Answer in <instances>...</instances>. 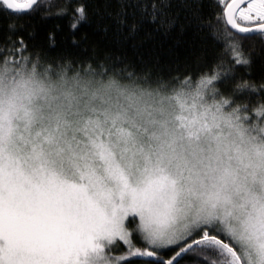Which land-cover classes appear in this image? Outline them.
<instances>
[{
    "label": "snow or ice",
    "instance_id": "obj_1",
    "mask_svg": "<svg viewBox=\"0 0 264 264\" xmlns=\"http://www.w3.org/2000/svg\"><path fill=\"white\" fill-rule=\"evenodd\" d=\"M37 2L0 5L21 13ZM216 3V67L250 66L242 44L264 42V0ZM230 75L213 69L194 89L167 91L0 61V264H178L187 254L264 264V120L246 126V106L216 99ZM118 241L127 256L112 253Z\"/></svg>",
    "mask_w": 264,
    "mask_h": 264
},
{
    "label": "trees",
    "instance_id": "obj_2",
    "mask_svg": "<svg viewBox=\"0 0 264 264\" xmlns=\"http://www.w3.org/2000/svg\"><path fill=\"white\" fill-rule=\"evenodd\" d=\"M153 5L156 20L151 19ZM77 7L85 8L84 20H79ZM219 13L216 0H39L21 13L0 5V61L14 59L29 70L35 66L40 74L47 71L54 79L62 72L68 77L95 74L97 79L114 77L122 84L167 91L185 81L186 91L194 89L213 69L231 70L229 79L215 84L221 93L216 99H228L233 108L246 106L248 111L242 113L249 118L246 126L257 124L264 120L256 115V110L264 109V42L255 36L243 41L250 66L233 67L225 59L217 68L222 51L217 37L223 31L216 19ZM245 82L255 91H236ZM176 251L178 246L161 255L170 259ZM178 264H201V260L187 254Z\"/></svg>",
    "mask_w": 264,
    "mask_h": 264
},
{
    "label": "rangeland",
    "instance_id": "obj_3",
    "mask_svg": "<svg viewBox=\"0 0 264 264\" xmlns=\"http://www.w3.org/2000/svg\"><path fill=\"white\" fill-rule=\"evenodd\" d=\"M18 2H24V0H18ZM255 134V133H254ZM139 224V218L137 217V218H135V222L134 223H129L127 220L125 221V227L127 228V230L129 231V232H135V229L137 228V225ZM141 240H140V238H139V233H135V235H134V237H133V243H134V245L136 246V247H140L141 248V250H143V248L144 247H146V245H144L143 243H142V246H141ZM118 243V247H114L113 249H112V253H114L116 256H120L121 254H123V255H125V256H127V253H128V251L125 253V246L126 245H124L122 242H117ZM127 247V246H126ZM172 247H174V246H170L169 248H172ZM128 248V247H127ZM168 248V249H169ZM167 250V249H166ZM119 252H121V253H119ZM194 255V254H193ZM207 255H209L210 256V258L211 259H215L216 257H214V256H212L211 255V253H209V254H207ZM133 258H143V259H148V260H150L151 258H149V257H128V259H129V261H131L132 262V264H137L138 262H134L133 261ZM165 259V258H164ZM165 260H167V259H165ZM139 264V263H138Z\"/></svg>",
    "mask_w": 264,
    "mask_h": 264
},
{
    "label": "water",
    "instance_id": "obj_4",
    "mask_svg": "<svg viewBox=\"0 0 264 264\" xmlns=\"http://www.w3.org/2000/svg\"><path fill=\"white\" fill-rule=\"evenodd\" d=\"M38 1H39V0H38ZM34 6H35V5H34ZM34 6H33V7H34ZM29 10H30V9H29ZM26 11H28V10H26ZM24 12H25V11H24ZM182 257H183V256H182ZM182 257H180L179 260H180ZM151 259H152V258H151ZM179 260H178V261H179Z\"/></svg>",
    "mask_w": 264,
    "mask_h": 264
}]
</instances>
